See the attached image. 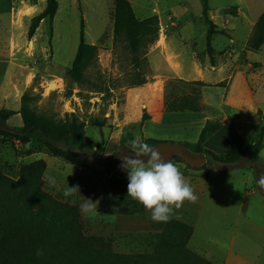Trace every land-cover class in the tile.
I'll list each match as a JSON object with an SVG mask.
<instances>
[{
  "label": "rangeland",
  "instance_id": "374dc122",
  "mask_svg": "<svg viewBox=\"0 0 264 264\" xmlns=\"http://www.w3.org/2000/svg\"><path fill=\"white\" fill-rule=\"evenodd\" d=\"M129 1L139 19L156 14L159 23L158 38L143 49L144 60L138 67L126 45L114 40L113 0H57L53 19H43L30 40V19L44 10L46 0H0V109L18 110L22 94L30 91L39 95L33 103L38 112L57 119L76 114L86 123L85 136L104 142L93 153L76 151L92 161L116 151L122 137L128 139L127 147L134 139L193 144L204 120L219 124L216 136L229 121L244 128L245 136L258 138L264 127V42L256 51L248 50L246 44L264 12V0H207L208 16L222 31L211 43L214 65L206 53L201 0ZM81 27L84 42L96 49L92 60L78 67L86 81L69 84L72 93L68 95L66 71L73 68ZM194 61L205 66L204 79ZM136 78L146 82L133 85ZM177 79L210 84L200 89L201 111L165 110L167 98L187 91L181 84H170ZM92 117L108 120L98 128L90 124ZM19 122L16 116L8 124ZM151 143L154 147L156 142ZM261 154L264 136L257 155V162L264 165ZM37 159L46 162L45 189L70 201L62 191L67 184L81 181L83 169L51 156L35 140L0 142V173L17 178L21 164ZM174 164L199 175L185 178L197 199L185 200L172 216L192 227L188 248L215 264H264V196L253 169L248 165L208 163L210 167L192 168L183 162ZM119 165L112 172L124 174ZM86 169L106 172L99 165ZM49 175L56 178L55 187L46 181ZM82 219L86 233L92 234L93 227ZM126 234L115 237L116 251L150 252L159 231Z\"/></svg>",
  "mask_w": 264,
  "mask_h": 264
},
{
  "label": "trees",
  "instance_id": "16d2710c",
  "mask_svg": "<svg viewBox=\"0 0 264 264\" xmlns=\"http://www.w3.org/2000/svg\"><path fill=\"white\" fill-rule=\"evenodd\" d=\"M201 3L203 21L207 25L206 53L211 65H214L211 43L214 35L222 31L217 30L216 24L208 16L207 0H201ZM57 9V0H46L44 10L30 19L27 31L29 40L40 22L45 18L52 20ZM112 18L114 40L122 41L126 45L131 54V61L138 67L144 60L143 49L158 38L157 15L139 19L129 0H113ZM263 42L264 12L255 23L246 48L256 51ZM95 49L84 42L81 27L77 51L72 62L73 68L66 71L68 95L72 93L69 84L81 85L86 81L85 74L78 70V67L82 61L88 63L92 60ZM145 82L144 78H136L132 84L140 86ZM170 84H181L187 91L167 98L164 102L166 111L198 112L203 109L200 89L210 84L201 80L180 79L171 80ZM38 98V94L25 91L20 98L19 110L0 109V142L26 144L36 140L45 146L53 157L77 167L90 168L99 165L106 172H112L121 164L124 155L132 154L126 146L128 139L122 137L116 151L112 154H101L97 161L80 156L77 152L93 153L94 149L103 147L104 142L87 138L85 121L74 113L57 119L38 112L33 107ZM16 114L20 116L21 124L9 125V121ZM107 120V117H92L90 124L102 128ZM218 128L219 124L208 120L196 142L183 144L195 152H203L207 163L232 167L248 165L253 169L257 181L260 175H264V165L257 162L264 127L257 138L251 134L240 135L234 125L228 123L224 153H216L203 145ZM172 162L182 161L174 158ZM45 171L46 162L37 159L21 164L17 178L0 173V264H215L188 248L187 242L192 234V227L172 218L165 222L152 251H116L111 237L86 233L76 202L61 200L45 189ZM259 190L264 196V189L259 187ZM37 249L44 250L43 256L36 255Z\"/></svg>",
  "mask_w": 264,
  "mask_h": 264
},
{
  "label": "clouds",
  "instance_id": "9594fccd",
  "mask_svg": "<svg viewBox=\"0 0 264 264\" xmlns=\"http://www.w3.org/2000/svg\"><path fill=\"white\" fill-rule=\"evenodd\" d=\"M127 148L132 154L124 155L119 165L121 170L127 172V196L142 204L150 212L153 222H168L174 209H179L185 200L197 199L179 168L170 159H165L157 148L135 139ZM261 158L264 159V154H261ZM45 179L50 186H56L55 177L49 175ZM256 182L264 189V175H260ZM78 194H81L78 185L67 184L62 191L63 197L71 198L70 202L73 203ZM78 210L84 216L94 215L98 211V205L91 198L83 196ZM43 254V249L36 250L38 257Z\"/></svg>",
  "mask_w": 264,
  "mask_h": 264
},
{
  "label": "crops",
  "instance_id": "0c3cea01",
  "mask_svg": "<svg viewBox=\"0 0 264 264\" xmlns=\"http://www.w3.org/2000/svg\"><path fill=\"white\" fill-rule=\"evenodd\" d=\"M199 64V61H194L193 63L194 68L197 69L201 73V75H203V68L205 66H202V64H200L201 70H199ZM202 79H204V75L202 76ZM202 81L208 83L206 80ZM16 116L19 115H14V117ZM205 122L206 120H204V123ZM204 123L202 126H204ZM227 123L223 124V126L221 127L219 136H216L218 133L212 134L205 140L203 145L206 148L216 153L225 152ZM17 125H20V122ZM235 128L240 135H246L243 132L244 128H241L239 126H235ZM196 141L197 140L193 142ZM151 142L153 141L150 139H146L143 143H146L149 146L153 147ZM79 168L83 169V172L82 175L79 176L80 178L78 177L81 181L76 184L79 186L81 192V194H78V203H81L83 196H85L86 198H91L94 202H97L98 205V211L94 215L84 216L80 213V216L82 218H85L86 222H89L90 226L93 227L94 231L92 232V234L111 237L114 247L115 237L117 236L119 237L120 235L124 234L127 235L126 233H133L135 231L137 233H142L154 231L160 232L162 230L165 222H153L150 219V215L147 213L144 206L138 203L136 200H130L131 197L127 196V172H125L124 174L114 172L101 173L98 171L86 169L85 167ZM180 171L183 174L184 178H190L188 177L190 175H193V178H197L199 176L194 174V171L192 173L191 170H188V168H180ZM206 175L207 174L205 173V176ZM130 205L137 207L138 209L135 210L138 211H129V207L127 208V206ZM122 253L129 252L122 251Z\"/></svg>",
  "mask_w": 264,
  "mask_h": 264
},
{
  "label": "water",
  "instance_id": "95a60500",
  "mask_svg": "<svg viewBox=\"0 0 264 264\" xmlns=\"http://www.w3.org/2000/svg\"><path fill=\"white\" fill-rule=\"evenodd\" d=\"M153 148H157L165 159L172 161L174 158H178L192 168H200L204 165L210 167L203 152H195L183 143L159 141L155 143Z\"/></svg>",
  "mask_w": 264,
  "mask_h": 264
}]
</instances>
